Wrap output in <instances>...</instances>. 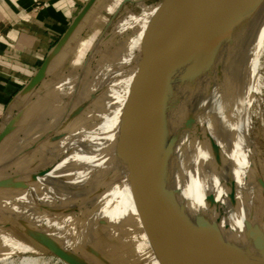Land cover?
Returning a JSON list of instances; mask_svg holds the SVG:
<instances>
[{
    "label": "rangeland",
    "instance_id": "obj_1",
    "mask_svg": "<svg viewBox=\"0 0 264 264\" xmlns=\"http://www.w3.org/2000/svg\"><path fill=\"white\" fill-rule=\"evenodd\" d=\"M173 1L95 0L90 3L81 16L80 37L65 51L61 63L50 73L40 72L29 88V97L9 107L5 127H14L16 123L20 126L15 132L18 134L16 140L26 137L37 125V118L46 117L45 125L55 120L24 151L14 150L5 156L11 160L0 167V220L8 226L13 237L34 248L19 247L18 240L5 247L2 245L1 250L8 255H0V264H200L186 236L185 226L217 251L203 226L205 221L195 181L189 172L176 169L195 144L188 114L175 115L172 103L163 111L161 121L158 112L149 110L166 94V88L181 89L188 76L191 36L175 47L167 84L159 92L163 45L157 34L163 35ZM107 3L111 9L105 7ZM93 9L94 15H88ZM79 39L85 41V48L80 52L76 48ZM261 68L258 88L264 99V53ZM102 81L104 85L94 96L81 95L85 85L98 83L101 86ZM240 88L239 84L235 86L236 99H240ZM42 100L45 108L39 106ZM107 100L119 108L120 114L115 116L109 108L103 115L97 113L96 104L104 105L109 103ZM255 105L256 101L251 105L254 116L251 132L259 154L257 168L260 171V164L264 162V109L263 118H258V105ZM67 113H73V122L81 115L87 117L83 119V127L90 136L71 146L72 152L79 150L78 161L71 172L45 186L28 184L37 171L33 166L22 165L43 142L55 144L66 139L62 129L68 119ZM127 114L134 115L130 118L134 123L121 127ZM106 133L122 135V141L108 139ZM128 136H135V139L130 140ZM148 139L152 142L146 141ZM168 147L173 148L170 155ZM17 158L20 161L15 163ZM151 169L174 175L167 188L171 200L179 204L172 220L177 229L173 234H163L152 244L153 239L148 237L152 251L139 259L115 258L104 243L101 228L109 226L104 207L109 199H118L128 188L127 182ZM101 172L109 176L98 174ZM23 176L28 178L18 186L17 179ZM109 184H112L110 191L103 192ZM25 185L28 187L23 188ZM154 187L156 184L147 189ZM262 203L257 202L258 217L264 224ZM160 233L154 231L156 235Z\"/></svg>",
    "mask_w": 264,
    "mask_h": 264
},
{
    "label": "bare ground",
    "instance_id": "obj_2",
    "mask_svg": "<svg viewBox=\"0 0 264 264\" xmlns=\"http://www.w3.org/2000/svg\"><path fill=\"white\" fill-rule=\"evenodd\" d=\"M263 53L264 0H212L206 22L191 35L189 41L190 58L185 85L181 89L166 88L162 101L159 99L149 107L151 112H158L160 108L164 111L173 103L175 115L188 114L195 144L176 165V169L191 174L205 224L210 226L207 232L217 252L221 251L211 229L213 225L218 226L220 237L235 264H253L250 258L257 257L258 253L251 229L258 224L264 232L257 205L258 201L264 203V162H261L259 171V154L251 132L253 102L256 101L258 105L256 116L263 118L264 99L258 88ZM237 84L241 87L240 99H236ZM44 104L42 100L40 108H45ZM96 106L97 113L102 115L108 108L115 116L120 112L113 102L104 105L97 103ZM72 114L67 113L68 119L62 129L66 132V139L55 144L43 142L22 165L35 167L37 173L53 167L47 176L34 185H45L59 179L71 172L78 161L79 150L72 152L71 146L90 135H86L88 132L83 127L87 117L82 118L81 115L73 122L75 117ZM132 117L134 115L127 114L121 127H126L127 123L128 126L132 125ZM45 118H37V125L27 132L23 140H16L18 134L15 133L6 140L0 147L1 168L11 160L5 156L11 155L14 150L24 151L27 145L50 128L55 118L47 125ZM105 135L118 141L123 138L111 133ZM129 139L134 140L135 136ZM19 161L17 158L15 163ZM173 176V173H163L158 169L147 170L145 174L127 182L128 188L119 194L118 199L108 200L104 212L109 226L101 229L111 256L139 259L152 251L151 244L162 238L163 234L170 235L176 231L177 225L172 220L179 204L171 200L167 188ZM27 178L23 176L17 179V185ZM154 184L156 187L147 189ZM111 186L109 184V189L102 191H110ZM0 223V255L7 256L1 249L18 239L13 237L4 222L0 220ZM248 223L251 227H248ZM156 230L161 235L154 234ZM148 237L153 239V242L151 238L149 240L151 244ZM18 241L19 247L34 249L26 242Z\"/></svg>",
    "mask_w": 264,
    "mask_h": 264
},
{
    "label": "crops",
    "instance_id": "obj_3",
    "mask_svg": "<svg viewBox=\"0 0 264 264\" xmlns=\"http://www.w3.org/2000/svg\"><path fill=\"white\" fill-rule=\"evenodd\" d=\"M91 2L92 0H0V134L6 129L5 117L9 107L28 98L29 88L38 79L40 72L50 73L61 63L65 51L73 41L80 37L81 16ZM107 5L109 4L105 7ZM110 7L111 5L107 8ZM94 12L95 9L88 15H94ZM84 42L83 39L77 41L78 52L85 48ZM89 85L90 83L83 87L81 95L84 97L94 96L104 83L102 81L101 86L98 83ZM19 128L16 123L8 136ZM98 174L105 178L109 176L104 172Z\"/></svg>",
    "mask_w": 264,
    "mask_h": 264
},
{
    "label": "water",
    "instance_id": "obj_4",
    "mask_svg": "<svg viewBox=\"0 0 264 264\" xmlns=\"http://www.w3.org/2000/svg\"><path fill=\"white\" fill-rule=\"evenodd\" d=\"M95 0H92L94 2ZM91 2V3H92ZM168 2V0H167ZM171 3V0H169ZM212 5V0H174L172 7L168 13L167 19L163 27V35L157 34L159 40L163 45V57L159 63H162V71L160 77L159 92L162 91V88L166 86L168 80V73L171 67L174 50L178 44L189 38L196 30L201 28L206 22V18L210 12ZM158 63V64H159ZM153 64V63H152ZM157 65V64H153ZM160 96V101L161 100ZM162 104V103H161ZM158 117L162 121L164 119V112L162 108L158 111ZM11 128H6L0 134V144L8 136ZM152 142L151 140H146ZM173 151L172 147H168L167 152L170 153ZM53 167L49 169L33 174L29 184H37L41 178L47 176ZM23 187V186H22ZM28 185H25L23 188H27ZM264 187V183H263ZM185 225V224H184ZM204 228L210 227L206 224L203 225ZM248 227H251L248 223ZM186 236L188 241L194 250L196 258L200 264H235L227 245L223 242L220 237L218 226L211 228L214 232V236L218 246L221 251H215L211 249L204 241L197 238L194 234L189 232L187 226H185ZM251 233L257 242V257L252 256L250 260L253 264H264V232L260 225L257 224V227L251 229Z\"/></svg>",
    "mask_w": 264,
    "mask_h": 264
}]
</instances>
